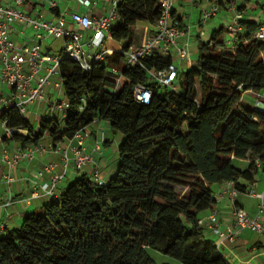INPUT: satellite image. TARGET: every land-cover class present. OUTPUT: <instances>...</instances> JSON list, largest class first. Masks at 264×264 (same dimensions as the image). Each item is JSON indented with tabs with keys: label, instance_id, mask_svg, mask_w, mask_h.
Wrapping results in <instances>:
<instances>
[{
	"label": "trees",
	"instance_id": "1",
	"mask_svg": "<svg viewBox=\"0 0 264 264\" xmlns=\"http://www.w3.org/2000/svg\"><path fill=\"white\" fill-rule=\"evenodd\" d=\"M118 12L109 33L121 50L90 71L70 58L59 62L70 102L63 118L44 116L35 131L15 106L2 113L10 127L27 130L12 135L22 144L62 142L105 120L123 134L116 168L103 182L83 172L42 211L0 234V264H174L157 262L150 249L181 264H230L198 221L217 202L212 185L232 181L245 192L240 179L253 182L264 164V111L242 101L248 89L264 94V40L252 39L258 25L240 19L244 30L233 46L219 37L224 28L200 39L178 89L162 91L148 69L169 66L170 56L125 65V51L137 45L134 27L158 21V0H122ZM140 83L154 91L148 104L135 96ZM236 159L251 162L241 168Z\"/></svg>",
	"mask_w": 264,
	"mask_h": 264
},
{
	"label": "built area",
	"instance_id": "2",
	"mask_svg": "<svg viewBox=\"0 0 264 264\" xmlns=\"http://www.w3.org/2000/svg\"><path fill=\"white\" fill-rule=\"evenodd\" d=\"M28 1L31 0H14L15 5L0 1V59L2 63L0 70V137H12L14 133L23 131L22 129L10 127L7 119L2 118L3 111L15 106L20 113L25 114L28 110V104L46 100V86L51 83V79L56 74L59 62L62 59L70 58L76 61L84 70L90 71L95 63L105 60L108 55L112 54L110 49L105 47V41L110 36L111 25L120 18L118 5L122 0H111L110 10L106 14L96 17L89 13L71 12L70 19L73 27L62 14L55 19L48 20L35 17L21 9L20 5ZM80 1L86 5L91 3L90 0ZM58 2L59 0H48V5L51 9H59ZM158 4L160 7L158 21L151 26L142 44L131 45L125 51L126 66L142 65L145 57L153 53L170 56L172 50L175 51L178 57H186V44H180V39L185 34V28L174 16V0H158ZM226 5L234 15L233 21L226 25V43L233 46L237 42L239 34L244 30V25L240 22L243 13L238 8V0H226ZM217 8L216 5L205 8L200 22L203 24L215 15ZM15 23H22L25 27L33 29L34 34L30 42L18 43L11 37V31ZM84 30H88L89 34L86 35ZM44 32L53 37L66 39L58 56L43 51ZM252 39L264 40V22H261L254 30ZM48 62H52L51 65H47ZM111 69L113 75H120V68L112 67ZM177 78L178 67L173 62L165 68L154 67L148 69L149 81L155 82L159 87L170 86L172 89L177 90L178 88L175 85ZM1 86L8 87L10 92H5ZM55 86L59 92L64 90L62 78L56 82ZM153 94L152 88L145 84L140 83L135 86V96L143 104L150 103ZM259 95L264 97L263 93H259ZM257 105L258 109L264 111V102L258 100ZM51 106L53 110L65 111L70 107V102L66 98L61 99L57 96ZM87 127L77 131L73 137L66 139L65 144L61 142L51 144L52 149L62 154L63 171L56 170L58 166L56 161H51L44 168L38 170V177L46 172H50L51 177L44 182L33 181L35 186L31 196H37L42 191L50 198H58L61 194L58 191V184L72 162L78 171L93 167L94 178L103 182L95 158L92 152L86 148ZM103 136L104 131H102ZM45 148L46 145L43 143L32 144L28 151H16L12 156L8 148H4L0 155V163L5 162L8 165L9 173L6 175L8 181L13 180L11 171L21 160L32 158L36 151ZM96 148H100L99 142L96 143ZM258 165H261V163H258ZM261 166H264V164ZM222 193L227 194L231 201L235 202L240 191L232 181H226L222 186ZM249 194L259 198L257 214L252 216L243 207L234 208L233 225L226 229L215 228L218 236L216 244L219 248H221L223 240L234 242L243 228H249L252 231L264 234V224L261 222V219H264V190L256 192L251 189ZM10 200L11 198L8 199L7 203ZM208 219H210L211 224L215 223L218 220V212L213 210ZM198 222L205 225L206 219L199 218ZM4 227V223L0 224V231Z\"/></svg>",
	"mask_w": 264,
	"mask_h": 264
},
{
	"label": "crops",
	"instance_id": "3",
	"mask_svg": "<svg viewBox=\"0 0 264 264\" xmlns=\"http://www.w3.org/2000/svg\"><path fill=\"white\" fill-rule=\"evenodd\" d=\"M0 1L15 5L14 0ZM90 1V5H86L80 0H59V9H51L48 5V0H31L21 4L20 8L29 12L35 17L48 20L55 19L62 14L73 27L70 19L71 12L76 11L80 13H89L96 17L106 14L111 8V0ZM174 2V16L180 21L182 25H184L185 28V34L180 39V44H186L187 49V54L184 58L178 57L174 50L171 51L170 55L172 62L178 67V78L175 82V85L178 88L183 79L182 76H184V74L181 72L183 67L188 69L197 60L199 53V40L201 39L204 41H210L212 36L217 31H219L221 28H224V32L220 34L219 37L225 41L227 39L226 25L233 21L234 15L233 12L228 9L226 0H174ZM215 5L218 7L215 15L211 16L205 23L202 24L200 19L203 10L205 8H211ZM238 8L243 13L244 20L255 22L257 25H259L261 22H264V0H238ZM191 15L192 18L194 16V21L189 20ZM143 27L144 29L142 38L138 43H136L137 45L143 40L145 28L148 30V32L146 31V34H148L151 29V26L143 25ZM84 32L86 35L89 34L88 30H84ZM33 34V29L31 27H25L22 23H15L11 31V37L18 43L30 42ZM65 42V38L53 37L44 32V38L42 40L43 51L45 53L58 56L55 55V52H59L60 54ZM123 44V42L116 41L111 36L107 37L105 41V47L110 49L112 53L116 50H121ZM229 49L233 50V47L228 46L224 50ZM51 63L52 62H48L47 65H51ZM1 66L2 63L0 59V70ZM60 78L59 72L57 78H54V81L52 77L51 83L46 86L47 99L28 104V110L26 113L32 114L37 118L41 111H44V114L41 115L42 118L47 115L56 116L60 119L63 118V111L53 110L51 106L52 102L57 96L61 98V94H63L64 96L61 99L66 98L64 90L59 92L55 86L56 82L59 81ZM1 88L5 92H10V89L6 86H1ZM245 93L256 94V97H253L255 100V108H258V100L264 102V97L260 96L259 92L248 89L243 92L242 96H244ZM26 113L24 114L25 116ZM40 120L37 126L32 123L35 131L39 127ZM93 123L97 124V128L93 131L88 125L86 128L88 135L85 137V144L87 150L91 151L95 158L98 168L101 171L102 180L106 181L116 168L118 161V147H114L112 141L113 139L107 137L106 135L104 127L105 125L109 126L107 121L98 119ZM102 131H104L103 137ZM83 132L85 133V131ZM21 133L27 134L28 132L27 130H23ZM110 141H112V143L109 144ZM65 142L66 141L64 140L61 143L65 144ZM97 142L100 143V148H96ZM39 143L46 145V148L44 150L36 151L32 158H24L21 160L11 171V175L13 177L12 181H8L6 178L7 173H9L8 165L5 162L0 163V224H5V227L0 231V234H5L9 229L20 226L26 214L33 211H42L45 205L50 201V197L44 194L42 191H40L37 196H31L35 186L33 181L36 180L38 182H44L48 181L51 177L50 172H46L41 177H38V170L44 168L49 162L56 161L58 163L56 170L59 172L63 171L61 152L55 151L51 148V144L54 142L48 138H44ZM31 146L32 144H22L12 137H0V155L4 148H8L10 155L12 156L16 151H28ZM70 155H72V153H70ZM250 162L251 161L248 159L235 160V163L241 168H247ZM83 172H87L92 175L93 167H87L84 171H78L75 169L72 162L63 179L58 184V191L61 192L70 184L71 181H73ZM104 174H106L105 177ZM240 181L246 185V191L240 192V194L249 193L251 189H254L256 192L263 191L264 166H257L254 173L253 182H249L244 178L240 179ZM224 182L212 185L215 191L217 202L213 208L205 210L200 215V218L206 219V224L204 225L206 235L211 234L214 241L218 240L215 228L226 229L227 227L233 225L234 208L243 207L252 216H255L258 211V208L253 210L247 204L245 199L237 198L235 202L231 201L227 194L222 193V186L224 185ZM9 198H11V200L9 203H7ZM213 210L218 212V220L211 224L208 216ZM261 222L264 224V219H261ZM221 248L230 264L264 263V234L252 231L249 228H243L234 242L223 240L221 242Z\"/></svg>",
	"mask_w": 264,
	"mask_h": 264
},
{
	"label": "rangeland",
	"instance_id": "4",
	"mask_svg": "<svg viewBox=\"0 0 264 264\" xmlns=\"http://www.w3.org/2000/svg\"><path fill=\"white\" fill-rule=\"evenodd\" d=\"M189 20L190 21H194L195 18L193 16L192 18V15L189 17ZM143 25L142 24H137L135 27H134V30H135V34H134V43H138L140 41V39L142 38V34H143ZM127 42V41H125ZM56 54L55 55H59V52H55ZM186 67H183V69L181 70L182 74H184L185 69ZM58 72H59V69L57 68L56 70V74L53 76V81H54V78L56 77L57 78V75H58ZM183 77V76H182ZM172 87L170 86H162L160 87V90L162 91H165V90H171ZM63 94H61V98H63ZM244 97V98H243ZM253 97H256V94H248V93H245L244 96H242L243 98V101L248 104L249 106L251 107H254V104H255V100ZM44 114V111H41V113L38 115V117H34V115L32 114H29V113H26V116L28 117L29 121L31 123H34L36 126L38 125V122L39 120L42 118L41 115ZM90 129L91 130H96L97 128V124L96 123H91L89 125ZM105 129V132H106V135L107 137H110L111 139H113V146L114 147H118L119 143L122 141L123 139V134L120 133V132H114L111 130V128L108 126V125H105L104 127ZM112 141L109 142L112 143ZM106 176V174H104V177ZM238 198H242V199H245L247 201V204L253 209V210H256L258 207H259V198L257 197H253L251 196L249 193H241L239 195ZM207 237L209 238H213L211 234H207ZM150 254L157 260V262L161 263V262H165V261H170V262H173L174 264H181L180 262L172 259L171 257L169 256H166L164 254H162L161 252L155 250V249H150L149 250Z\"/></svg>",
	"mask_w": 264,
	"mask_h": 264
}]
</instances>
